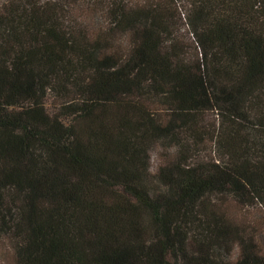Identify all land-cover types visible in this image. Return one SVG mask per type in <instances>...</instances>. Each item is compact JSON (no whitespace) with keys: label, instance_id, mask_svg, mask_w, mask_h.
Instances as JSON below:
<instances>
[{"label":"trees","instance_id":"obj_1","mask_svg":"<svg viewBox=\"0 0 264 264\" xmlns=\"http://www.w3.org/2000/svg\"><path fill=\"white\" fill-rule=\"evenodd\" d=\"M225 197L264 212V0H0L13 264H264Z\"/></svg>","mask_w":264,"mask_h":264},{"label":"rangeland","instance_id":"obj_2","mask_svg":"<svg viewBox=\"0 0 264 264\" xmlns=\"http://www.w3.org/2000/svg\"><path fill=\"white\" fill-rule=\"evenodd\" d=\"M76 11L78 10L80 14L85 18V20L90 25H98L102 20V15L98 14L97 11L88 10L86 7L81 4L79 1H76L75 4ZM184 27L186 28L187 25L185 23ZM191 36V33H189ZM192 38V37H191ZM189 45L190 42H189ZM50 101V100H48ZM217 112L215 110H209L206 113V118L209 119L211 122L217 120ZM161 148V147H160ZM160 148L151 149V161L154 164L156 161L159 160L161 156ZM158 152V154H156ZM223 198V197H222ZM224 202L222 204V208L227 211V213L234 219L238 221H244L248 223V227L250 231H253L254 234V241L259 249L264 252V212L262 207L257 203L256 205H247L243 206L229 197H225ZM218 202H216L217 205ZM220 203V202H219ZM221 205V203H220ZM238 252L237 248H234V254ZM14 262V254L12 251V247L10 242L6 237L0 243V264H13Z\"/></svg>","mask_w":264,"mask_h":264}]
</instances>
